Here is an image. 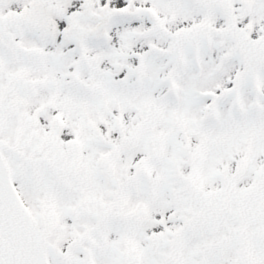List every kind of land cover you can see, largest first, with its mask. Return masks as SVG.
<instances>
[{
    "label": "snow or ice",
    "instance_id": "obj_1",
    "mask_svg": "<svg viewBox=\"0 0 264 264\" xmlns=\"http://www.w3.org/2000/svg\"><path fill=\"white\" fill-rule=\"evenodd\" d=\"M0 264H264V0H0Z\"/></svg>",
    "mask_w": 264,
    "mask_h": 264
}]
</instances>
